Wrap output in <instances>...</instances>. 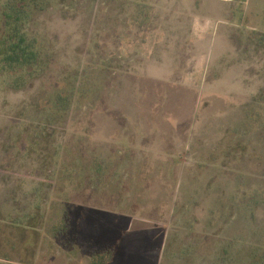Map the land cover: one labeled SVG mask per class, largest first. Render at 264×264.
Masks as SVG:
<instances>
[{
  "label": "rangeland",
  "instance_id": "obj_1",
  "mask_svg": "<svg viewBox=\"0 0 264 264\" xmlns=\"http://www.w3.org/2000/svg\"><path fill=\"white\" fill-rule=\"evenodd\" d=\"M46 6L43 72L0 74V264H264V0Z\"/></svg>",
  "mask_w": 264,
  "mask_h": 264
},
{
  "label": "trees",
  "instance_id": "obj_2",
  "mask_svg": "<svg viewBox=\"0 0 264 264\" xmlns=\"http://www.w3.org/2000/svg\"><path fill=\"white\" fill-rule=\"evenodd\" d=\"M52 0H6L0 6L1 29H0V74L10 77V83L14 88L20 89L39 77L45 69L43 51L38 41L32 38L28 32V25L33 16ZM82 86H78L77 94L83 93ZM69 91V89H67ZM58 100L63 105L68 104L67 94L64 90L59 92ZM61 218H55L52 238L58 245H62L69 231L70 224L66 214ZM40 213L31 216L33 228L41 229L44 225ZM36 232V230H34ZM56 244V245H57ZM112 252H104L92 258L91 264H107L111 261Z\"/></svg>",
  "mask_w": 264,
  "mask_h": 264
}]
</instances>
